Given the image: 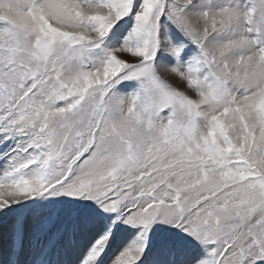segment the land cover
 <instances>
[{"label":"snow or ice","instance_id":"snow-or-ice-1","mask_svg":"<svg viewBox=\"0 0 264 264\" xmlns=\"http://www.w3.org/2000/svg\"><path fill=\"white\" fill-rule=\"evenodd\" d=\"M0 264H264V0H0Z\"/></svg>","mask_w":264,"mask_h":264}]
</instances>
